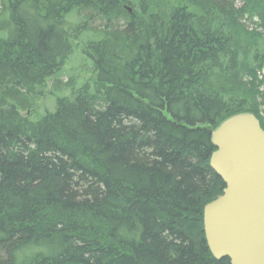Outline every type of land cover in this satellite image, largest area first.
<instances>
[{
    "label": "trees",
    "instance_id": "trees-1",
    "mask_svg": "<svg viewBox=\"0 0 264 264\" xmlns=\"http://www.w3.org/2000/svg\"><path fill=\"white\" fill-rule=\"evenodd\" d=\"M137 1L0 0V264H229L203 232L210 134L243 112L264 130L243 24L264 0Z\"/></svg>",
    "mask_w": 264,
    "mask_h": 264
},
{
    "label": "water",
    "instance_id": "water-1",
    "mask_svg": "<svg viewBox=\"0 0 264 264\" xmlns=\"http://www.w3.org/2000/svg\"><path fill=\"white\" fill-rule=\"evenodd\" d=\"M261 75L264 102V64ZM210 141L209 166L225 188L203 208L207 248L229 264H264V130L253 114L237 113L211 131Z\"/></svg>",
    "mask_w": 264,
    "mask_h": 264
},
{
    "label": "rangeland",
    "instance_id": "rangeland-1",
    "mask_svg": "<svg viewBox=\"0 0 264 264\" xmlns=\"http://www.w3.org/2000/svg\"><path fill=\"white\" fill-rule=\"evenodd\" d=\"M134 4H137L138 1L137 0H133ZM243 24L245 26V29L248 32L254 33V34H261L264 36V25H262L261 23L259 24V19L258 18H253V20L249 21L247 19H245L243 21ZM242 39H246L245 37H242ZM80 50H76V53H74L69 61L67 62V64L63 67L62 71L60 72L61 78H60V83L63 85L64 83H66L67 81H69V79L71 77H77V79L80 81L82 79V77L85 76V73H81V67L80 65L84 64L86 61L84 60L83 56H81ZM85 61V62H83ZM51 83V82H50ZM51 90V87L48 86L47 88V93H49ZM63 94V92H61ZM59 94L55 93L53 95H46L45 97L41 98L37 104H35L32 109L31 112H33L35 109L36 111L33 113L32 115V119L37 118L40 114H42L44 112V110H48L51 111L53 109V99L55 98V96H57ZM35 108V109H34ZM28 115V113H26V116Z\"/></svg>",
    "mask_w": 264,
    "mask_h": 264
}]
</instances>
